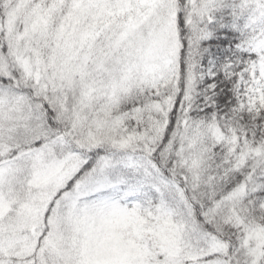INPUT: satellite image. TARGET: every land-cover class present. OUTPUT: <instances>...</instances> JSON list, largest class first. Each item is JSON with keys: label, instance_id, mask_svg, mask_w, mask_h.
<instances>
[{"label": "snow or ice", "instance_id": "1", "mask_svg": "<svg viewBox=\"0 0 264 264\" xmlns=\"http://www.w3.org/2000/svg\"><path fill=\"white\" fill-rule=\"evenodd\" d=\"M0 264H264V0H0Z\"/></svg>", "mask_w": 264, "mask_h": 264}]
</instances>
